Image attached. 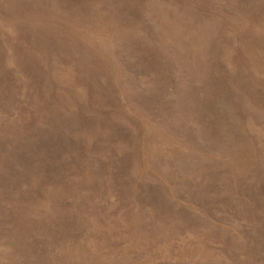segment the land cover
<instances>
[{
	"label": "rangeland",
	"instance_id": "1",
	"mask_svg": "<svg viewBox=\"0 0 264 264\" xmlns=\"http://www.w3.org/2000/svg\"><path fill=\"white\" fill-rule=\"evenodd\" d=\"M0 264H264V0H0Z\"/></svg>",
	"mask_w": 264,
	"mask_h": 264
}]
</instances>
